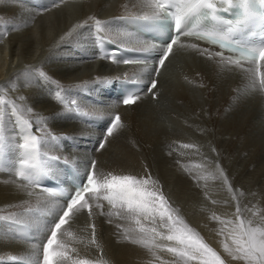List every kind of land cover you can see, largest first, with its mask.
<instances>
[{
	"label": "bare ground",
	"instance_id": "6f19581e",
	"mask_svg": "<svg viewBox=\"0 0 264 264\" xmlns=\"http://www.w3.org/2000/svg\"><path fill=\"white\" fill-rule=\"evenodd\" d=\"M52 7L37 20L35 15L41 13L22 0H0V152L15 145L20 135L16 129L24 131L26 121L30 127L25 135L37 137L31 153L70 157L63 151L65 136L86 133L72 119L73 108L81 105L79 92L117 73H130V68L109 70L104 63L80 58V53L87 52L90 31L114 16L142 15L150 8L146 0H82ZM212 55L174 46L156 87L158 99L144 98L121 109V122L96 155V170L101 181L113 175L148 179L147 187L162 193L173 215L209 241L224 264H247L225 250L228 239L214 228L219 219L211 213L201 218L198 205L203 190L205 195L216 186L234 187L230 185L237 178L233 172L252 165V170H264V85L257 84L252 65L230 66ZM113 111L106 106L101 115L107 117ZM240 181L235 186L248 185ZM249 190L253 192L252 187ZM37 201L13 181L0 177V217L19 215ZM222 219L228 228L240 219L264 228L238 211ZM261 219L258 222H264ZM142 226L168 234L158 218L131 214L120 207L110 215L92 205L91 215L75 212L61 243L73 259L96 264H185L184 258L167 251L179 247L177 242L142 233ZM232 231H227L230 238ZM20 249L38 253L37 247L21 246L0 232V258L26 255Z\"/></svg>",
	"mask_w": 264,
	"mask_h": 264
},
{
	"label": "snow or ice",
	"instance_id": "6c2138e0",
	"mask_svg": "<svg viewBox=\"0 0 264 264\" xmlns=\"http://www.w3.org/2000/svg\"><path fill=\"white\" fill-rule=\"evenodd\" d=\"M255 3H259L261 11L256 10ZM155 7L156 13L153 18L158 19L163 14L170 15L174 21L176 33L167 45L163 58L159 60L160 65L164 64L168 54L172 52V45L179 40L181 34H184L197 36L210 41L213 45L230 49L236 53L235 57L230 58L236 65H241V61H249L257 65V71L264 66V43L258 47H241L228 39L229 35L237 31L238 28H242L251 19L259 17L264 20V0H155ZM236 8L241 12L235 22L219 15L221 11L229 12ZM206 20L226 25L225 34H218L216 31L198 32L194 30L201 21ZM221 31L223 32L224 29L222 28ZM219 54L217 53V55ZM259 83L264 85V72H259ZM155 87L156 83L153 81L151 88ZM123 103L128 105L134 103V100L129 97L124 99ZM120 120V116L116 115L115 123L111 124L107 136L113 135V130L119 125ZM24 125V131L28 132L30 126L26 121ZM36 144L37 137L26 134L23 136V143L20 147L25 150L26 156L31 157L32 153L29 149L35 148ZM101 148H103V144H101ZM148 184V179L138 180L132 175H113L103 181L97 180L94 173L89 175L87 183L74 193L66 205V210L55 223L54 230L51 231L50 238L47 239L46 246L43 248V264H96L95 261L88 259H73L67 245L59 242L57 236L74 212L79 213L87 210L91 215L92 205L86 195L95 196L100 193L104 194L105 200L114 206L126 208L131 214L147 216L153 220L158 218L162 225L167 227V235L158 232L155 227L145 228L142 226L140 232L148 233L153 238L161 236L167 241L177 242L182 247H168L167 251L184 258L185 264L189 261H198V264H224V260L213 248L205 243L193 229L173 215L164 195L150 190L147 187ZM237 211L239 212V209ZM92 227L94 229L95 225ZM230 235L235 247H230L227 243L224 247L234 259L244 260L247 264H264V228L254 227L250 222L245 223L244 219H240Z\"/></svg>",
	"mask_w": 264,
	"mask_h": 264
},
{
	"label": "rangeland",
	"instance_id": "374dc122",
	"mask_svg": "<svg viewBox=\"0 0 264 264\" xmlns=\"http://www.w3.org/2000/svg\"><path fill=\"white\" fill-rule=\"evenodd\" d=\"M253 166L254 165H252L248 169H245V170H242V171H240V170L235 171L236 173L233 172L234 173L233 175L237 177V178L235 177L236 178V181L238 179H240L242 181V182L241 181L240 182L243 183L244 185H247L248 184L245 187H239L240 185H237V184H236L237 186H235V182L236 181L233 178V180L230 182V185H233L234 187H231L230 188L229 185H227L228 187L226 185H224L223 188L216 186V188H214V189L211 188L210 191L206 192L207 194L204 193L206 196L202 194L204 190L202 192H200L201 195H202V196L200 195L202 197V201L200 200V203H199L200 205H198L199 206L198 211L200 213L199 215L201 216V218H204V216L206 218V217L210 216V213H211L212 214V218L219 219V220H216L217 222H214V224L216 226V227L214 226V228L216 229L218 235H220L222 237L225 235L224 236V240L225 239H228L227 242L225 240V242H224L223 245H225L227 243L228 245H230V247H233L234 246V244L232 242V238H230L228 236L229 234L227 233L228 229H234V227L232 226V228H228L229 225L225 226V224H224V221L225 220H223L222 218H224V217H227L228 218V216H230L232 214L234 215V213H236L237 209H239V215L241 217L248 218L250 216V218L252 220H254L258 225H259V223L264 225V222L261 221L262 220L261 218L264 219V216H263L264 215V173H263L264 170H260V169H258L259 171L256 170V169L255 170L254 169L252 170L251 168ZM207 168H209V167H207ZM204 169H206V166H204ZM238 173H240V175ZM243 174H244L245 177L243 176ZM251 187L253 188V192L252 193L249 190V189H251ZM254 187H256L258 189V191H257L256 188L254 189ZM230 189H234V190L231 191ZM207 190H209V189H207ZM239 191L242 192V193H244V195H241L239 193ZM247 192H249L250 194H248ZM233 206H234V208H233ZM210 208H212V210ZM247 208H249V209L247 210ZM250 209H251V211H250ZM261 210L263 211L262 213H261ZM210 211H212V212H210ZM205 212H206V214H205ZM249 212H251L250 213L251 215H248ZM257 213L259 214V216H258ZM259 219H261L260 220L261 222H258ZM222 221H223V223H222ZM225 227H226V229H225ZM203 241H204V238H203ZM205 241L209 245V241H207V240H205ZM179 247H182V246L179 245Z\"/></svg>",
	"mask_w": 264,
	"mask_h": 264
}]
</instances>
